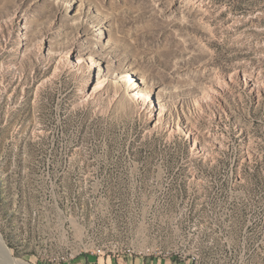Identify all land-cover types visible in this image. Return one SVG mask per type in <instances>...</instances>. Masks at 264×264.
<instances>
[{
	"label": "rangeland",
	"instance_id": "1",
	"mask_svg": "<svg viewBox=\"0 0 264 264\" xmlns=\"http://www.w3.org/2000/svg\"><path fill=\"white\" fill-rule=\"evenodd\" d=\"M0 236L264 264V0H0Z\"/></svg>",
	"mask_w": 264,
	"mask_h": 264
},
{
	"label": "bare ground",
	"instance_id": "2",
	"mask_svg": "<svg viewBox=\"0 0 264 264\" xmlns=\"http://www.w3.org/2000/svg\"><path fill=\"white\" fill-rule=\"evenodd\" d=\"M0 260L2 264H30L12 255L10 249L0 236Z\"/></svg>",
	"mask_w": 264,
	"mask_h": 264
}]
</instances>
